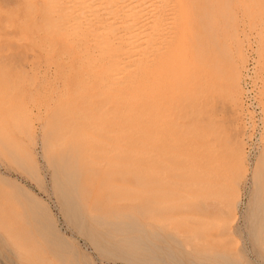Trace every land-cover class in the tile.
Listing matches in <instances>:
<instances>
[{
    "label": "rangeland",
    "instance_id": "374dc122",
    "mask_svg": "<svg viewBox=\"0 0 264 264\" xmlns=\"http://www.w3.org/2000/svg\"><path fill=\"white\" fill-rule=\"evenodd\" d=\"M53 1L0 0V264H264V0H180L162 97L88 81Z\"/></svg>",
    "mask_w": 264,
    "mask_h": 264
},
{
    "label": "bare ground",
    "instance_id": "6f19581e",
    "mask_svg": "<svg viewBox=\"0 0 264 264\" xmlns=\"http://www.w3.org/2000/svg\"><path fill=\"white\" fill-rule=\"evenodd\" d=\"M54 1L55 4H51L53 5L51 12L46 14L49 25L57 22L59 26V29L52 30V33L53 31L54 33L58 32V36L65 39L64 33L68 34L69 32L72 37L74 34L71 33L76 32L74 38L67 35L69 37L66 39L71 43L73 52L77 54L79 70L88 81L97 83L102 93H108V91L125 95L140 93L155 97L170 94L171 80L176 77L179 69L178 61H175V54L178 52V43L181 41L183 29L180 32L176 25L179 24L181 18L180 11L183 0H181L182 5L180 0ZM94 3L97 5L103 3L104 6L99 5L95 8ZM92 4L95 9L91 11L97 10V13H101V9H105V11H102L99 18L95 17L96 20L93 17V22L86 20L88 26H84V22L81 21L80 28H88L89 24L91 28L88 30L85 28V32L79 28L82 32L77 34L79 33V30L76 31L79 27L77 24H80L81 19L78 20L79 9L74 11V14L78 12L76 15H72L73 7L71 8L72 13H68L70 9L66 10L65 7L83 8L91 7ZM63 10H65V14ZM83 11L86 10L83 8ZM93 12L92 14H94ZM82 16L85 15L82 14ZM95 16H99V14ZM74 18H77L78 22ZM48 24L46 23V25ZM75 28L76 30H73ZM62 42V44L65 43ZM212 81H204L203 84ZM229 85L233 88L238 85V78L230 77ZM85 185L86 183L82 185L83 193H85ZM83 193L82 197L87 199V195ZM33 222L30 232L37 243L42 247H50L52 245L48 236L50 230L45 220L35 213Z\"/></svg>",
    "mask_w": 264,
    "mask_h": 264
}]
</instances>
